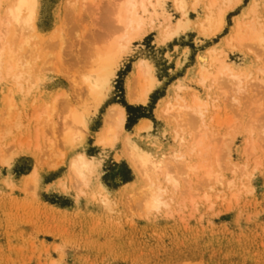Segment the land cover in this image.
<instances>
[{
  "label": "rangeland",
  "instance_id": "rangeland-1",
  "mask_svg": "<svg viewBox=\"0 0 264 264\" xmlns=\"http://www.w3.org/2000/svg\"><path fill=\"white\" fill-rule=\"evenodd\" d=\"M64 1L40 0L36 19L39 32L49 33L62 23L63 15H66L64 19L68 17L62 7ZM79 1L76 13L69 15L64 21L66 24L63 22L66 28H61L62 38L59 33L60 38H54L49 45L45 41L39 43V39H35L39 45H34L35 40L31 39L30 45L37 50L29 45V52L26 49L24 53L19 52L24 55L21 57H31L36 62L33 72L40 77L36 84L25 79L20 82L0 79V124L5 125L0 128V264H264V72L254 71L239 92L232 90L226 95L220 88L212 89L211 109L215 118L201 155L205 161L210 159L208 163L214 161L213 166L223 180H213L212 184L203 177L201 180L200 175L194 176L192 183H188L190 179H182L181 190L175 194L171 208L146 210L138 204L130 195L132 189L124 187L136 174L124 156L118 157L121 141L114 146L96 142V132L104 123L107 108L119 102L133 107L135 123L141 117L152 120L151 130L143 136L146 144L154 146L152 141H157L167 147L173 145L171 124L154 112L157 102L168 93L171 83L180 78L186 85L180 90L182 95L191 91L206 94L205 88L186 74L205 48L217 44L230 31L235 15L250 0H242L228 12L226 25L216 36L206 35L194 27L166 43L157 41V32L135 41L124 55L113 86L98 109H94L88 91L82 88L84 84L79 87L76 82L88 69L86 64L93 42L98 43L108 32L105 14L112 0ZM166 8L174 20L180 16L170 1ZM187 10L194 19L199 12L203 13L201 4L190 3ZM261 14L264 15V6ZM13 36L10 34L7 39L15 48L17 41L13 40L17 36ZM247 51L228 48L226 58L240 69L250 58L256 60L258 54L262 55L259 50ZM139 57L150 60L161 83L146 104H131L126 99L125 81ZM179 60H183L181 66ZM55 67L63 71L59 73L57 68L53 71ZM71 77L78 81L72 82ZM227 86L232 88L229 83ZM8 91L14 94L16 104L10 120L6 114ZM83 103L90 112L86 142L69 150L63 139L62 122L69 109L80 108ZM128 117L127 110L126 130L132 132L135 123L127 128ZM192 125L189 123L184 131L191 139L195 136ZM249 128L253 131H247ZM244 138L253 141L257 152L254 147L250 151L252 155L249 153L251 149H247ZM21 147L24 150L15 154ZM79 151L95 156L98 161L91 188L83 194L65 177L72 156ZM9 152H15L11 165L1 159L2 155L10 156ZM257 153L263 165L259 164L258 170L253 164ZM37 160L40 163L38 182L24 181L22 175ZM244 161L249 164L247 168ZM6 177L14 182L6 181ZM229 179H234L233 189ZM66 181L68 188L63 185ZM98 182L111 191L107 204L93 197L92 191ZM191 185L193 189L188 190Z\"/></svg>",
  "mask_w": 264,
  "mask_h": 264
},
{
  "label": "bare ground",
  "instance_id": "bare-ground-1",
  "mask_svg": "<svg viewBox=\"0 0 264 264\" xmlns=\"http://www.w3.org/2000/svg\"><path fill=\"white\" fill-rule=\"evenodd\" d=\"M78 1L65 0L62 4L63 9L68 13V17L69 15H74L76 10H78ZM168 1L172 3L180 15L175 20L173 19V14L166 8ZM241 2L242 0H112L110 2V4L112 3L111 8L109 10L106 9V13L108 14H105L107 16L105 17V21L108 25L106 26L108 29H105L108 32H105L106 35L104 34L98 43H92L94 46L90 48V53L88 52L89 63L87 61L88 64H86L88 69L84 67V70H87L82 74V77H79V81L81 79L80 83L78 79L74 80L72 77L71 81H78L76 83L79 84V87L84 84L82 88L88 91L87 93L92 100L94 109H98L105 101L108 92L113 86V80L117 76L124 55H126L130 46L135 41L146 37L152 32H157V41L166 43L194 27L206 35L216 36L225 27L228 12ZM83 3L85 2L83 1ZM190 3L193 6L201 4L203 7V13L199 12V15L195 19L189 16V11L187 10V6ZM39 6L40 0H0V79L11 78L15 82H20L22 79H25L32 83H37L40 80L39 75L36 74L38 75L36 76L33 72V64L36 62L34 61L33 63L30 59L31 57H21L23 55L22 52L24 53L25 49L28 52L30 51L27 46L33 44L31 39L33 41L39 39V43L42 41L41 43L43 44V41H45L44 43L49 45L54 38L59 37L58 35L61 34L60 37L62 38V33H60L61 28L63 27L64 29L66 26L64 21L68 17L64 19L63 17L66 15H63L62 23L59 20L61 24L56 25L49 33L39 32L36 24ZM263 6L264 0H250L244 6L242 12L235 15L234 23L230 26V31L225 33L221 41L217 44L205 48L198 55L195 65L188 70L186 77L195 80L199 85L204 87L206 94L191 91L188 95H182L180 90L185 88L186 85L182 82L183 78H180L176 83H171L168 93L162 96L157 102L154 112L158 117L171 124V132L174 139L173 145L167 147L162 143L152 141L154 146H149L143 141L144 133L149 132L152 128V122L148 117L141 118L140 122L134 125V130L130 132L126 130L125 125L127 120L126 106L116 102L107 108L104 123L96 132V142L114 146L118 140L121 141L122 151L120 154L118 153V157L124 156L136 174L135 179L124 183V187L127 188L128 186V189H132L130 195L144 209L159 210L161 208H171L172 202L175 200V194L181 190L182 179H190L188 183H192V178L194 176L199 177L200 175V178L203 177L208 182L223 180V177L220 178V174L217 172V167L213 166L214 161L212 160L213 163H208L210 159L208 161L206 160V162L201 155L204 150L202 148L207 145L205 143L206 134L208 137V133H210L209 127L215 118L211 109L212 99L210 96L214 87L222 89L226 95L230 94L232 90L239 92L243 88V82L248 80L254 71L264 72V15L261 14ZM10 34L17 36V40H13L17 41L15 48L8 43L10 39L7 38H9L8 36ZM36 40L34 45H39ZM34 45H30L33 50L35 48ZM228 48L237 49L242 53H247V49L254 52L259 50L262 55L258 54L256 60L250 58L244 67L238 69L226 58ZM35 49L37 50V48ZM20 51H22L21 54L19 53ZM27 55L29 56V54ZM36 58L38 59L39 57L36 56ZM178 64L181 66L183 60H179ZM83 65L85 66V64ZM56 68L55 70L53 68V71L58 70L59 73L63 71L62 68L60 71L58 68L56 70ZM160 83L161 80L155 75L154 66L150 60L147 57H139L134 61L133 69L126 77L127 102L131 104H146L151 93ZM227 83L232 88L227 86ZM73 84L78 87V84ZM224 93L221 92V94ZM5 95L7 98L6 102H8L6 114L10 120L14 115L13 108L16 104L13 102L15 98L11 91ZM69 110L62 122L63 131H65L63 134L64 138H62L64 139L66 148L70 150L76 146L85 145V133L89 129L90 112L85 103L80 108L76 107ZM192 121L194 125H192ZM230 121L234 120L230 119ZM189 123L195 129L193 139L184 134ZM2 125L0 128H4L5 125ZM54 125L56 126L55 123ZM228 125L230 126V124ZM251 126L255 125L251 124ZM242 130L244 129H241V132ZM247 131L252 132L253 129L249 128ZM245 142L247 149L250 147L251 150L248 149V151L251 154L252 152L250 151H254V143L248 138ZM244 144L242 145L243 147ZM255 145L258 146V143ZM22 147L18 148L15 151L16 153L13 152L10 154L11 149L9 152L10 156L8 157L2 155L1 159L4 164L11 165V160L15 156L14 153L18 154L22 152L24 150ZM243 151H245V148ZM255 151L257 152V149ZM249 153L248 157H250ZM216 154L220 155L219 152ZM258 155L257 153V157L252 156L254 158H252L254 160V167L257 166L255 169L262 165V160L260 163ZM246 162L244 161L245 166L244 163L243 166L247 168L249 164ZM39 165L40 163L38 162L29 172L23 174V180L27 182H38L37 173ZM97 166L98 161L95 156H89L85 152L79 151L72 156L65 177L67 181L74 183L78 189V193H86V189L91 188V178L96 174ZM243 166L241 167L242 169ZM233 167L236 168L235 166ZM244 171L246 172V170ZM5 180L11 183L13 181L10 177H6ZM233 180H228V184L232 189L233 187L231 185L234 183ZM67 181L65 184L61 182L66 188L69 187ZM192 187L193 185L188 190ZM207 192L205 196L209 198ZM110 193L111 191L101 182H98L92 191L93 197L100 198L106 204L110 201ZM184 202H186V199Z\"/></svg>",
  "mask_w": 264,
  "mask_h": 264
},
{
  "label": "trees",
  "instance_id": "trees-1",
  "mask_svg": "<svg viewBox=\"0 0 264 264\" xmlns=\"http://www.w3.org/2000/svg\"><path fill=\"white\" fill-rule=\"evenodd\" d=\"M126 107H127V110H128V113H129V117H128V122H127V128H129L131 125H133L135 123V119L132 117V109L133 107L131 105H128L126 104ZM142 116V115H140ZM138 116V117H140Z\"/></svg>",
  "mask_w": 264,
  "mask_h": 264
},
{
  "label": "crops",
  "instance_id": "crops-1",
  "mask_svg": "<svg viewBox=\"0 0 264 264\" xmlns=\"http://www.w3.org/2000/svg\"><path fill=\"white\" fill-rule=\"evenodd\" d=\"M141 118H143V117H141ZM141 118H139V120H138L134 125H136L137 123H139L140 120H141ZM148 119H150V118H148ZM150 120H151V119H150ZM151 122H152V120H151ZM152 124H153V122H152ZM133 130H134V126H133Z\"/></svg>",
  "mask_w": 264,
  "mask_h": 264
}]
</instances>
